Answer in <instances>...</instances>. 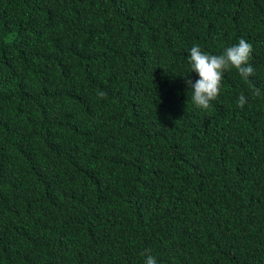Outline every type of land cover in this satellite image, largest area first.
Masks as SVG:
<instances>
[{
  "label": "trees",
  "instance_id": "1",
  "mask_svg": "<svg viewBox=\"0 0 264 264\" xmlns=\"http://www.w3.org/2000/svg\"><path fill=\"white\" fill-rule=\"evenodd\" d=\"M241 38L197 108L190 49ZM147 255L264 264V0H0V264Z\"/></svg>",
  "mask_w": 264,
  "mask_h": 264
},
{
  "label": "clouds",
  "instance_id": "2",
  "mask_svg": "<svg viewBox=\"0 0 264 264\" xmlns=\"http://www.w3.org/2000/svg\"><path fill=\"white\" fill-rule=\"evenodd\" d=\"M253 57V46L244 38L239 39L238 43L227 47L222 54H210L196 45L190 49L189 64L191 72L198 74L199 79L194 83L187 80V84L192 89L191 101L197 108L207 110L211 107V102L219 98L224 75L226 72L235 69L239 75L247 81L254 75V68L251 65ZM255 94L259 95V89H255ZM101 99L106 98V93H98ZM246 97L241 94L238 104L243 108ZM145 264H157L156 258L147 255Z\"/></svg>",
  "mask_w": 264,
  "mask_h": 264
}]
</instances>
